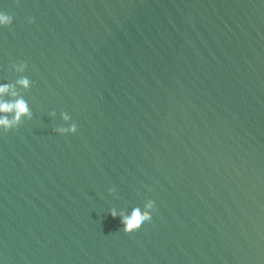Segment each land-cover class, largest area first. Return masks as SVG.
<instances>
[{
  "label": "water",
  "instance_id": "water-1",
  "mask_svg": "<svg viewBox=\"0 0 264 264\" xmlns=\"http://www.w3.org/2000/svg\"><path fill=\"white\" fill-rule=\"evenodd\" d=\"M0 11V84L32 112L0 132V264H264V0ZM150 200L131 232L110 214Z\"/></svg>",
  "mask_w": 264,
  "mask_h": 264
},
{
  "label": "clouds",
  "instance_id": "clouds-1",
  "mask_svg": "<svg viewBox=\"0 0 264 264\" xmlns=\"http://www.w3.org/2000/svg\"><path fill=\"white\" fill-rule=\"evenodd\" d=\"M30 22L34 23L35 21L33 20ZM13 23V16L4 11H0V28H9ZM25 67L26 65L22 64L17 70L22 72ZM18 84L24 89H29L31 87V81L27 78L19 80ZM9 95L13 98L11 102L5 99V97ZM53 115H55V113H53ZM25 118H32V112L28 103L19 97V94L15 91L13 86L0 84V132L8 133L17 129ZM62 118L69 126L58 127L54 129V131L61 136L76 135L78 126L71 122L70 116L65 113ZM155 208V200H150L147 204L134 205L131 211L125 210L123 213H118L116 210H112L110 214L114 219L117 217L120 219L125 232H131L145 222L151 221Z\"/></svg>",
  "mask_w": 264,
  "mask_h": 264
}]
</instances>
